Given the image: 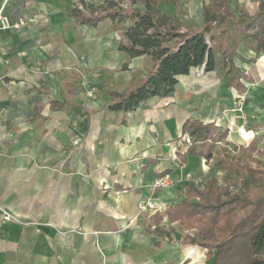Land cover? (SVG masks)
<instances>
[{"label": "crops", "instance_id": "0c3cea01", "mask_svg": "<svg viewBox=\"0 0 264 264\" xmlns=\"http://www.w3.org/2000/svg\"><path fill=\"white\" fill-rule=\"evenodd\" d=\"M261 1L229 4L237 15L241 3L253 14ZM102 2L6 6L12 21L26 23L0 33V264H207V250L192 241L196 231L171 222L166 210L217 170L226 171L225 184L222 160L232 151L237 161L236 148L254 141L264 152V54L238 47L248 61L236 63L253 79L246 82V120L219 67L179 76L171 97L112 111L108 92L144 80L149 59L120 50L110 20L81 22L76 8L88 16ZM180 2L187 19L203 22L205 0ZM157 7L171 16L175 0ZM189 119L227 130L220 144L226 153L210 160L187 154L178 139ZM163 174L171 183L156 188ZM150 199L156 208L142 209Z\"/></svg>", "mask_w": 264, "mask_h": 264}, {"label": "trees", "instance_id": "16d2710c", "mask_svg": "<svg viewBox=\"0 0 264 264\" xmlns=\"http://www.w3.org/2000/svg\"><path fill=\"white\" fill-rule=\"evenodd\" d=\"M163 1L132 0L140 7H124L117 0H103L88 16L76 8L82 23L98 26L108 19L114 29L129 24L119 49L131 58L145 56L150 62L148 76L139 84L123 93L108 92L113 97L108 109L126 112L152 97H171L178 77L201 66L207 71L219 67L227 77L226 86L244 95L246 82L253 79L236 63V59L248 61L238 47L243 44L256 55L264 54V0L253 14L240 7L239 15L231 10L229 0H205L203 22L186 30H180L186 25L181 21L180 0H175L171 16L158 9L157 3ZM67 88L72 91L68 83ZM217 129L214 123L187 120L183 132L191 135L192 144L186 153L206 160L222 150L226 153L220 144L228 131ZM235 150L240 151L236 162L222 160L228 171L225 184L216 179L202 188L189 184L166 215L184 229L196 231L192 241L207 250V264H264V161L254 156L264 152L254 141Z\"/></svg>", "mask_w": 264, "mask_h": 264}, {"label": "rangeland", "instance_id": "374dc122", "mask_svg": "<svg viewBox=\"0 0 264 264\" xmlns=\"http://www.w3.org/2000/svg\"><path fill=\"white\" fill-rule=\"evenodd\" d=\"M117 1H119V2H121V4L124 6V7H131L132 5L133 6H137V7H140L138 4H136V3H132V0H117ZM252 2V3H251ZM254 3V4H253ZM257 3V0H246V3H244L246 6H253L254 5V7H256V4ZM244 4H242L241 3V6L240 7H244ZM245 8V7H244ZM160 10H162V11H164L165 12V10H167V7L166 6H164V8L163 9H161L160 8ZM253 11V10H252ZM181 21L182 22H184L186 25H184V26H182L181 28H180V30H186V27H192V28H198V26L201 24L200 22H198L194 17H191L190 19H187V10L183 7V13H181ZM128 26H129V24H124V25H119L116 29H114L113 28V31H115V37H116V40H117V42H120L121 40H123V36H122V34H123V32L128 28ZM145 64H150V62L148 61H146L145 62ZM147 71H148V66H147ZM203 73H204V69H202V68H200L197 72H196V74L197 75H199L200 76V74L201 75H203ZM198 76V77H199ZM245 99V98H244ZM239 109L238 110H240V108L242 107V110H240L241 111V115H242V117H243V119L244 120H246L247 119V116H246V114L244 113L245 112V104H246V102H239ZM247 123H245V125H246ZM225 156H228V158H229V160H231V161H233V162H235L236 161V159H237V155L234 153V152H230L228 155H225ZM226 175H227V173H226V171L225 172H223L222 170H217V171H215L214 172V176L212 177L213 179H216L217 181H219V182H221V184H223L224 183V180H225V177H226ZM196 182L195 183H197L199 186H203L204 184H205V182L204 181H198V180H195Z\"/></svg>", "mask_w": 264, "mask_h": 264}, {"label": "built area", "instance_id": "2783aa9c", "mask_svg": "<svg viewBox=\"0 0 264 264\" xmlns=\"http://www.w3.org/2000/svg\"><path fill=\"white\" fill-rule=\"evenodd\" d=\"M10 0H3V3L0 7V33L3 30H8V29H20L22 28L23 25H25L26 21L22 18L19 19L18 21H12L9 17V15L6 12V6ZM237 98H240L239 102H245V97L244 95L237 94ZM242 110V107L240 108ZM178 142L181 143L182 145L189 146L192 144V137L188 132L183 133L179 139ZM171 183L170 178L168 175L162 176L160 178H157L154 181V186L156 188H163L169 186ZM142 209L146 208H156L155 202H153L151 199L150 200H144L143 203L141 204ZM5 220H10V215L5 214Z\"/></svg>", "mask_w": 264, "mask_h": 264}]
</instances>
